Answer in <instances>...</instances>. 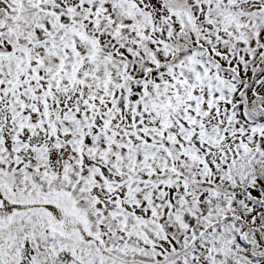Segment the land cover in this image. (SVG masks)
I'll list each match as a JSON object with an SVG mask.
<instances>
[{"label":"snow or ice","instance_id":"obj_1","mask_svg":"<svg viewBox=\"0 0 264 264\" xmlns=\"http://www.w3.org/2000/svg\"><path fill=\"white\" fill-rule=\"evenodd\" d=\"M0 264H264V0H0Z\"/></svg>","mask_w":264,"mask_h":264}]
</instances>
